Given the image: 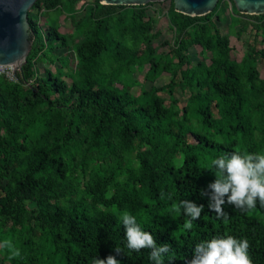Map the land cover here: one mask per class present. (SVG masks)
Instances as JSON below:
<instances>
[{"label": "trees", "instance_id": "1", "mask_svg": "<svg viewBox=\"0 0 264 264\" xmlns=\"http://www.w3.org/2000/svg\"><path fill=\"white\" fill-rule=\"evenodd\" d=\"M80 1H37L30 9L36 15L28 12L33 41L22 73L16 81L0 75V264H92L109 255L121 264H153L151 248L127 247L125 210L158 245H171L165 264H189L195 245L217 234L246 237L253 264H264V205L225 203L227 220L208 207L215 157L264 152V14H241L227 0L222 34L224 0L202 17L176 12L169 0L174 39L158 52L152 4L94 0L76 19ZM63 15L69 36L60 32ZM243 35L249 39L236 61L230 37ZM72 40L79 43L69 70V58L57 51ZM193 47L208 61L193 63ZM56 63L40 75L39 66ZM145 70L151 84L163 75L169 81L134 95ZM178 94L186 96L182 106ZM184 200L204 205L191 229Z\"/></svg>", "mask_w": 264, "mask_h": 264}, {"label": "clouds", "instance_id": "2", "mask_svg": "<svg viewBox=\"0 0 264 264\" xmlns=\"http://www.w3.org/2000/svg\"><path fill=\"white\" fill-rule=\"evenodd\" d=\"M215 168V180L209 185L211 201L208 205L218 218L228 219L223 209L225 203L238 208L252 210L264 205V152H225L212 160ZM184 213L189 217L185 227L191 229L193 221L198 220L204 211L203 204L191 200L181 201ZM125 229L127 247L140 252L142 248H151L149 259L153 264H165V253L171 245L167 242L157 244L154 235L144 230L130 211L120 213ZM250 242L246 237L232 234H217L210 239L200 240L194 248V255L189 264H253ZM116 253L122 251L115 249ZM174 257H169L173 259ZM92 264H121L115 255L106 259L93 257Z\"/></svg>", "mask_w": 264, "mask_h": 264}, {"label": "water", "instance_id": "3", "mask_svg": "<svg viewBox=\"0 0 264 264\" xmlns=\"http://www.w3.org/2000/svg\"><path fill=\"white\" fill-rule=\"evenodd\" d=\"M39 0H0V67L17 65L21 75L31 47L32 33L28 12ZM165 0H99L101 5L145 6ZM241 14H264V0H232ZM218 0H173L174 10L189 17H202L214 9Z\"/></svg>", "mask_w": 264, "mask_h": 264}, {"label": "rangeland", "instance_id": "4", "mask_svg": "<svg viewBox=\"0 0 264 264\" xmlns=\"http://www.w3.org/2000/svg\"><path fill=\"white\" fill-rule=\"evenodd\" d=\"M93 2H94V0H81L77 5V9L79 11H78V14L76 15V19L80 18L83 15V12H81V10H80L81 7L85 6L87 8ZM224 2L227 3L226 12H225L226 23L225 24L217 23V25L220 28L222 34H227L228 33L227 24L229 22L228 15L231 14V5L228 3L227 0H224ZM169 3H170L169 0H165L163 2L152 3V5L147 7V14L150 17L154 18V20H155L153 34L158 35V37L155 38V40L153 42V46L155 49L158 50V52H168L169 47L165 46L164 43L166 42L169 45H171L173 43V39H174V33L169 29V23H168V20L166 17V11H167V8L169 6ZM29 11L33 15H36V13H37L36 9L29 10ZM38 19H39V25H40L42 31L46 32L47 31V24H45L41 14L38 16ZM59 23H60V32L62 34L66 35V36H69L72 34L73 30L71 27L70 20L68 18H66L64 15L60 16ZM247 39H249V37L247 35H243V38L241 40H238L234 36L230 37V45L232 47V58L235 59L236 61H239L242 58V55L244 52L243 42ZM251 40H252V36H250V41ZM78 43H79L78 40H72L69 44L68 49H60L57 51L59 56H61V57L67 56L69 58V70L73 69L74 64H75V56H74V53L72 52V46L75 44H78ZM261 48L264 49V44ZM189 54L191 56V60L193 63H195L201 59H206L208 61V58H209V55H205V54L202 55L201 50L198 47L191 48L189 51ZM56 67H59V63H56L53 66H46V65L39 66L40 75L41 76L45 75L44 74L45 69H50L52 72H54ZM258 70L260 72L261 78H263L264 77V59H262L261 62L259 63ZM3 72L8 77H12L13 75H17V74L19 75L20 74L19 70L15 69L14 67L4 69ZM145 72H146V70L144 72H142L141 74L137 75V78H138L139 83H140V87L133 89L132 92L134 95H138L142 89L149 90L152 86L161 87V86L167 84L169 81V76L163 75L155 83L151 84V83L144 80ZM64 80L68 84H70V80L68 78H64ZM160 95L163 98L167 99L166 95H164V94H160ZM178 97L181 100L180 105L181 106L184 105L186 96H182V95L178 94ZM190 141H192V139H190Z\"/></svg>", "mask_w": 264, "mask_h": 264}, {"label": "built area", "instance_id": "5", "mask_svg": "<svg viewBox=\"0 0 264 264\" xmlns=\"http://www.w3.org/2000/svg\"><path fill=\"white\" fill-rule=\"evenodd\" d=\"M8 67H0V75H4L5 77H7L9 80H13L16 81V75H13L12 77H8L5 75V73L3 72L4 69H7Z\"/></svg>", "mask_w": 264, "mask_h": 264}, {"label": "bare ground", "instance_id": "6", "mask_svg": "<svg viewBox=\"0 0 264 264\" xmlns=\"http://www.w3.org/2000/svg\"><path fill=\"white\" fill-rule=\"evenodd\" d=\"M13 67H14V68H16V67H17V65H13V66H10V67H8V68H13Z\"/></svg>", "mask_w": 264, "mask_h": 264}]
</instances>
